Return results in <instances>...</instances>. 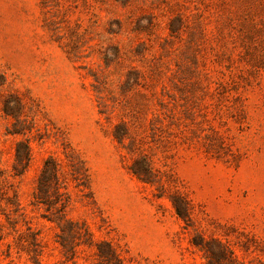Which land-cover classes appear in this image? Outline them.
<instances>
[{
    "label": "rangeland",
    "instance_id": "rangeland-1",
    "mask_svg": "<svg viewBox=\"0 0 264 264\" xmlns=\"http://www.w3.org/2000/svg\"><path fill=\"white\" fill-rule=\"evenodd\" d=\"M72 152L90 189L70 185L68 218L94 240L75 255L33 199ZM201 238L264 264V0H0V264H108L103 242L122 264H208Z\"/></svg>",
    "mask_w": 264,
    "mask_h": 264
},
{
    "label": "trees",
    "instance_id": "trees-1",
    "mask_svg": "<svg viewBox=\"0 0 264 264\" xmlns=\"http://www.w3.org/2000/svg\"><path fill=\"white\" fill-rule=\"evenodd\" d=\"M170 30L176 32L174 27ZM5 112L16 118L17 131L18 114L14 113V109L5 104ZM18 112L19 105H15ZM20 112V111H19ZM67 162L63 165L57 158L50 156L44 161L43 168L37 179V187L34 192V202L36 205H43L46 217L54 222L60 233L58 235L59 242L65 251L75 255V248L79 245H92L94 243L91 232L85 223L75 222L68 218V209L72 205V193L70 185L75 184L79 192H85L90 189L89 186V170L86 162L78 155L67 153ZM31 160V149L28 142H19L16 147V164L14 170L16 175H21L26 170ZM133 172L143 181L151 182V168L137 169L133 168ZM171 202L176 210L177 215L185 222L190 221V205L186 198L178 196L172 198ZM96 244V243H95ZM194 244L202 248L206 253L208 264H227L223 262L227 258L226 249L220 245L219 253L213 251L210 242L205 238L195 241ZM98 256L108 264H122V260L109 242L97 243ZM30 254L34 264H41L37 251L31 250Z\"/></svg>",
    "mask_w": 264,
    "mask_h": 264
}]
</instances>
